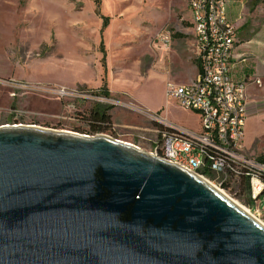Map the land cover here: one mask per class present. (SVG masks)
<instances>
[{
    "label": "water",
    "instance_id": "1",
    "mask_svg": "<svg viewBox=\"0 0 264 264\" xmlns=\"http://www.w3.org/2000/svg\"><path fill=\"white\" fill-rule=\"evenodd\" d=\"M0 264H264V226L129 143L2 125Z\"/></svg>",
    "mask_w": 264,
    "mask_h": 264
},
{
    "label": "rangeland",
    "instance_id": "2",
    "mask_svg": "<svg viewBox=\"0 0 264 264\" xmlns=\"http://www.w3.org/2000/svg\"><path fill=\"white\" fill-rule=\"evenodd\" d=\"M189 3L0 0V126L21 124L93 136L82 118L96 103L62 98L58 91L102 92L111 87L124 93L116 99H132L173 123L197 129L198 115L165 96L168 84L183 85L199 69ZM256 20L263 21V12ZM165 31L172 37L167 49L158 45ZM114 76H119L116 82ZM258 107L250 137L264 148V99ZM111 114L112 128L98 135L149 153L155 137L143 130L150 123L121 107L115 106ZM230 197L235 201L233 194ZM261 201L264 206V194ZM238 206L248 209L249 204ZM260 222L264 224V207Z\"/></svg>",
    "mask_w": 264,
    "mask_h": 264
},
{
    "label": "built area",
    "instance_id": "3",
    "mask_svg": "<svg viewBox=\"0 0 264 264\" xmlns=\"http://www.w3.org/2000/svg\"><path fill=\"white\" fill-rule=\"evenodd\" d=\"M231 0H190V22L197 48L198 75L189 84H168L166 98L193 111L199 117V131H189L170 122L166 116L151 112L120 99L105 96L100 90L83 92L62 89V98H80L90 102L121 107L150 123L143 131L154 135L150 155L176 165L198 176L219 190L228 182L235 202L249 204L248 211L260 219L264 194V162L247 155L244 147L245 125L248 118L247 96H236L242 82L230 79L235 70L237 30L229 14ZM171 33L158 36V45L167 49ZM254 84L261 85L260 80ZM242 106V116L234 115V107ZM224 123L234 126L233 146L222 141ZM228 155V162H221ZM241 176H248L247 189H240ZM256 218V217H255Z\"/></svg>",
    "mask_w": 264,
    "mask_h": 264
},
{
    "label": "crops",
    "instance_id": "4",
    "mask_svg": "<svg viewBox=\"0 0 264 264\" xmlns=\"http://www.w3.org/2000/svg\"><path fill=\"white\" fill-rule=\"evenodd\" d=\"M253 1L231 0L229 14L234 21L235 30H237L235 58L233 60L235 65L234 74L237 81L246 84L248 118L245 125L244 147L248 156L264 162V148H258L255 137H250L253 127L251 121H254L255 116H257L255 112L260 110L258 107L259 101L264 99V94H262L264 92V1L254 7L251 4V7H249V3H253ZM262 12L263 21H257L256 15L259 14L260 17V13ZM192 74V78L185 81L183 85L195 81L198 70L197 72H192ZM115 78H119V76H114L113 82H116ZM257 79L261 82L260 86L253 83ZM107 90L112 98H117L116 95H124L122 92L117 93L113 91L111 87H107ZM129 100L134 105L146 109L132 99ZM146 110L153 112L150 109ZM176 126L189 131L200 130V125L197 129H191L178 123Z\"/></svg>",
    "mask_w": 264,
    "mask_h": 264
},
{
    "label": "bare ground",
    "instance_id": "5",
    "mask_svg": "<svg viewBox=\"0 0 264 264\" xmlns=\"http://www.w3.org/2000/svg\"><path fill=\"white\" fill-rule=\"evenodd\" d=\"M232 30H235L234 23H232ZM234 72H235V70H230V79H236ZM236 96H247L245 83L242 82V89H236ZM234 115L235 116H242V106H235L234 107ZM232 134H234L233 124L232 123H224V131L222 132V141L224 143H226V146H233V135ZM221 162H228V155H221ZM247 184H248V176H241L240 189H247ZM219 191H221L225 196L230 198L235 203V205L238 206V204H236V202L230 197V195H232V194L229 193L228 182H221ZM238 207L241 208L240 206H238ZM241 209L244 212L253 216L254 218L256 217L255 219H257L260 222V219L257 216H255L254 214H252L251 212H249L247 209H245V208H241ZM260 224H262V223L260 222ZM262 225L264 226V224H262Z\"/></svg>",
    "mask_w": 264,
    "mask_h": 264
},
{
    "label": "trees",
    "instance_id": "6",
    "mask_svg": "<svg viewBox=\"0 0 264 264\" xmlns=\"http://www.w3.org/2000/svg\"><path fill=\"white\" fill-rule=\"evenodd\" d=\"M263 2V0H256L255 4ZM102 93L109 97V92L107 88H102ZM113 106H105L96 104L88 112L87 116H83V120L89 126V134L95 136L101 133H105L110 130L113 126L112 114Z\"/></svg>",
    "mask_w": 264,
    "mask_h": 264
}]
</instances>
